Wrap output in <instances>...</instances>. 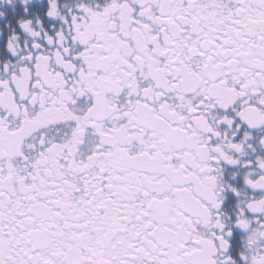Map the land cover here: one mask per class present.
I'll return each mask as SVG.
<instances>
[{"label":"snow or ice","instance_id":"snow-or-ice-1","mask_svg":"<svg viewBox=\"0 0 264 264\" xmlns=\"http://www.w3.org/2000/svg\"><path fill=\"white\" fill-rule=\"evenodd\" d=\"M0 264H264V0H0Z\"/></svg>","mask_w":264,"mask_h":264}]
</instances>
